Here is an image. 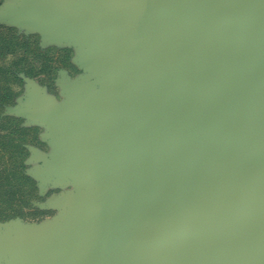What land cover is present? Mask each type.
<instances>
[{"label": "water", "instance_id": "95a60500", "mask_svg": "<svg viewBox=\"0 0 264 264\" xmlns=\"http://www.w3.org/2000/svg\"><path fill=\"white\" fill-rule=\"evenodd\" d=\"M0 18L25 16L29 0ZM39 6L47 2L35 0ZM111 48L136 89L87 99L106 133L65 166L147 159L107 206L0 235L11 264H264V0H115L44 13ZM28 14V13H27ZM172 157L162 163L155 157Z\"/></svg>", "mask_w": 264, "mask_h": 264}, {"label": "rangeland", "instance_id": "374dc122", "mask_svg": "<svg viewBox=\"0 0 264 264\" xmlns=\"http://www.w3.org/2000/svg\"><path fill=\"white\" fill-rule=\"evenodd\" d=\"M115 0H29L25 16L0 20V235L14 238L21 229L54 231L66 214L87 198L107 206L121 195L112 187L147 163L139 155L107 160L104 171L84 163L62 165L84 138L93 143L106 130L87 113V99L111 100L113 93L134 91L125 71L107 73L111 48L77 25L41 14L56 7L106 6ZM13 7L22 11L19 1ZM28 13V14H27ZM172 157H155L162 163ZM0 255V264H11Z\"/></svg>", "mask_w": 264, "mask_h": 264}, {"label": "crops", "instance_id": "0c3cea01", "mask_svg": "<svg viewBox=\"0 0 264 264\" xmlns=\"http://www.w3.org/2000/svg\"><path fill=\"white\" fill-rule=\"evenodd\" d=\"M13 1H15V0H0V18L9 15L11 10L12 11L14 10L13 4H12ZM37 1L47 2V0H37ZM20 2H21V4H24V0H21Z\"/></svg>", "mask_w": 264, "mask_h": 264}]
</instances>
